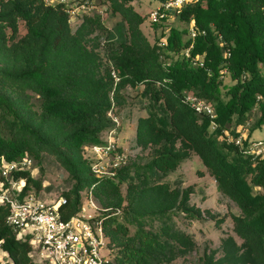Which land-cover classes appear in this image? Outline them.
<instances>
[{
    "label": "trees",
    "instance_id": "obj_1",
    "mask_svg": "<svg viewBox=\"0 0 264 264\" xmlns=\"http://www.w3.org/2000/svg\"><path fill=\"white\" fill-rule=\"evenodd\" d=\"M127 1L110 0L112 11L120 13L113 29L101 24L96 14L84 15L72 31L62 2L0 0V156L11 160L32 155L40 161L41 151L53 153L75 180L63 191L66 200L59 208L64 217L79 210V190L84 187L94 186L106 205H121L124 198L118 189L129 176L128 166L115 172L117 180L99 177L83 154L84 144L101 141L102 132L112 126L107 112L114 66L119 76L115 88L143 85L150 108L138 118L136 136L142 145L155 146L150 159L138 166L147 175L133 174L139 178L137 191L131 194L132 179L127 186L123 218L137 223L134 232L129 234L126 223L113 214L105 218V231L119 244L118 264H158L170 258L173 239L179 238L168 226L171 211L194 214L187 205L188 188L180 191L154 178L176 167L190 150L240 208L232 220L241 244L226 238L225 254L215 262L208 257L204 264H264V156L242 152L223 137L226 129L237 136L255 108L259 113L254 125L264 124V0L190 1L178 17L193 21L198 33L184 38L186 27L170 26L160 47L150 44L140 27L145 16ZM19 19L25 21L26 32L16 37ZM94 25L111 41V65L102 62L95 41L86 44L83 33ZM186 47L191 56L202 53L203 63L193 64L184 54ZM223 68L234 80L224 93ZM27 89L37 95V110L29 105L32 94ZM186 92L210 102L215 114L197 111L184 100ZM19 93H25L24 98ZM14 174L25 177V189L38 192L42 186V179L29 169ZM6 211L0 204V247L7 255L0 264H36L28 255L29 238L17 237L5 222ZM149 218L167 223L162 230L170 231L168 238L145 228Z\"/></svg>",
    "mask_w": 264,
    "mask_h": 264
},
{
    "label": "rangeland",
    "instance_id": "obj_2",
    "mask_svg": "<svg viewBox=\"0 0 264 264\" xmlns=\"http://www.w3.org/2000/svg\"><path fill=\"white\" fill-rule=\"evenodd\" d=\"M47 3L62 2L66 12L68 13V22L72 31H76L82 20L83 16H95L96 14L100 17V22L107 28L113 29L114 24L120 19L119 11L113 12L110 5V0H94V7L92 9H87L84 12H69L70 10H75L76 6L85 0H45ZM159 0H129L128 4L143 14L145 16L144 20L140 23V27L147 37L151 45L158 44L159 47L163 46L166 33L170 26L186 27L190 22L181 20L178 14L175 12H170L167 19L156 22V26L153 25L150 17L148 16V11L158 4ZM202 2H205L203 0ZM102 7L104 11L99 13L97 7ZM95 29L90 32L83 33L85 36L86 44L90 47L95 41L97 44L95 49L100 54L102 62L105 64L110 63L107 54L109 53V45L111 41L106 36V32L101 28L94 25ZM6 32H10V28H5ZM164 30V31H163ZM26 25L23 19L18 20V31L16 37H20L25 34ZM189 35L187 33L183 34L185 38ZM10 42V41H9ZM202 53H197L194 57L201 60ZM166 58V56H163ZM0 64H4V60L0 58ZM114 68L111 67V70ZM222 78V92L224 93L227 86L234 82L231 78L229 72L226 68L221 70ZM112 75V74H111ZM117 84V83H116ZM115 81L113 80V88L110 91V105L112 102L111 96L113 97V113H115L120 118V123L122 126L119 127L116 141L120 144L119 150L123 156V162L121 167H127V173L129 176L121 181L119 185L118 192L124 198L121 205L113 206L106 205L102 202L103 194L97 195L94 187V201L99 207H111L119 208L120 211L113 216L116 217L117 221H123L128 227V233L134 232L137 223L135 221H128L123 218L124 210L128 206L127 200V186L129 180L132 179L134 187L131 194L137 191V181L139 178L134 177L138 173L139 177L147 175V172H143L142 168L138 166L144 164L148 159H150L153 151L154 145L146 144L142 145L136 136V125L138 118L147 114L150 108V101L148 95L142 94L143 85L140 83L136 86H131L129 84L118 88L116 87ZM118 89V91H117ZM25 92L32 94L28 102L31 109H38L37 95L32 93L31 90L27 89ZM116 93L119 96H116ZM20 96L24 98L25 93H19ZM258 110L255 108L250 116L247 118L243 134L247 132L248 138H254L259 136H264V124L257 126L254 125L257 117ZM39 118L36 114L34 115ZM47 126V124H45ZM254 126V127H253ZM104 131L101 136H104ZM224 136H232L229 130L226 129L223 133ZM176 144H179L177 141ZM85 145V144H84ZM93 156L94 153L88 149L84 154ZM32 157L31 166L28 168L32 175L35 177H40L42 179V186L38 190V193L46 199L47 202H52L59 196L63 195V191L70 189L74 184V179L69 175L68 170L59 162L55 155L46 150L41 151L40 161L38 158ZM135 166H137L135 168ZM107 168L111 172H116L119 168L112 166L110 163L107 164ZM135 169H137L135 171ZM111 175V174H110ZM132 176V177H131ZM114 180L118 179V176H110ZM137 178V179H136ZM157 181L168 182L171 186H176L179 190L188 188L187 205L193 210L194 215H187L182 209H173L171 211V218L167 221L169 228L179 235V238L184 237L185 240L181 241L179 238L173 239L174 250L168 260H161L158 264H204V259L212 256V262H215L221 258L226 249L223 247V242L226 238L230 237L235 244L240 245L242 238L236 233L233 228V213H240V208L236 202L231 199L226 193L221 191L216 184V181L212 174L207 170L206 166L202 162L199 155L194 151L190 150L189 154L182 158L178 165L173 169L168 170L166 173H157ZM152 181L153 179H148ZM136 185V186H135ZM85 189L79 190V196L81 202L87 205L88 197L85 194ZM148 218V217H147ZM146 218V219H147ZM165 219V216H164ZM162 219L159 218H149L144 224L145 228H153V230L159 232L162 238H168L170 231L164 234ZM114 226V223H113ZM110 264H118L116 259L119 253V244L112 241L109 236L108 243ZM34 258L37 261L38 257L34 254ZM7 259V255L4 249L0 247V260L4 261Z\"/></svg>",
    "mask_w": 264,
    "mask_h": 264
},
{
    "label": "built area",
    "instance_id": "obj_3",
    "mask_svg": "<svg viewBox=\"0 0 264 264\" xmlns=\"http://www.w3.org/2000/svg\"><path fill=\"white\" fill-rule=\"evenodd\" d=\"M190 1L193 0L159 1L148 11V16L152 22H161L168 18L170 12L178 14ZM93 7L94 0H85L78 4L75 10L69 12L80 13ZM96 9L102 13L105 7L103 9L99 6ZM189 22L187 31L193 38L198 33V29L193 21ZM189 47L184 49L185 56H189L193 64H202L203 56L201 55V60L191 56ZM111 73L116 84L119 76L114 69ZM111 99L107 114L112 120V126L102 136L101 141L85 144L83 149V154L88 149L94 153L93 156L87 153L84 156L89 158L92 172L99 177L115 175V172L107 168V164L120 168L124 159L118 147L120 144L116 141L119 127L122 125L120 118L113 113L112 96ZM184 100L197 111H204L210 116L215 114L211 103L195 94L186 92ZM243 132L241 131L237 136H228V139L233 140L242 152L264 156V136L248 138L247 132L245 134ZM31 163L32 158L28 155L11 160L0 156V204H4L7 208L5 222L12 227L17 237L29 238L31 248L28 255L36 264H109V235L105 231V218L118 213L120 209L99 207L94 201V186H89L85 189L88 197L87 205L81 202L78 211L64 217L59 208L66 200L64 195L47 202L35 190L25 189V177L15 176V171L28 169ZM34 254L38 257L37 261Z\"/></svg>",
    "mask_w": 264,
    "mask_h": 264
}]
</instances>
